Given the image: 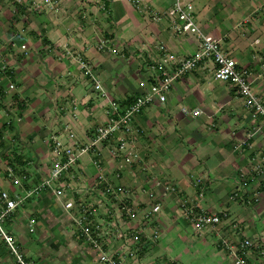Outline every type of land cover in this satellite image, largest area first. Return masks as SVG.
<instances>
[{"label": "crops", "instance_id": "1", "mask_svg": "<svg viewBox=\"0 0 264 264\" xmlns=\"http://www.w3.org/2000/svg\"><path fill=\"white\" fill-rule=\"evenodd\" d=\"M39 1L0 0V192L20 199L4 227L23 260L102 264L97 250L78 236L75 211H67L63 202L101 200L98 215L106 221L114 215L108 200L103 203L96 191L85 193L92 186L101 190L105 182L131 187L138 217L134 222L122 217L119 234L103 230L110 252L124 254L128 246L122 232L128 227H143L147 236L158 232L154 241L142 238L137 256H124L125 264H233L221 238L264 244V125L243 107L232 84L213 78L210 60L175 80L165 102L142 107L132 122L134 142L150 172L146 179L139 173L143 163L117 169L112 138L99 144V155L81 156L75 180L64 175L36 189L54 157L53 138L66 146L86 145L94 128L106 121L109 100L123 108L155 81L152 66L160 46L178 57L198 47L192 34H178L167 18L153 17L173 0H152L147 6L131 0H57L51 10L37 6ZM184 1L191 2L196 22L238 65L259 72L252 57L264 48V0ZM78 59L88 64L106 96ZM253 88L264 96V76L256 77ZM20 175L25 177L14 183ZM151 175L173 182L179 193L164 197L156 218L146 221L141 186ZM197 176L205 181L199 205L220 216L201 234L193 232L178 206L180 197L192 202ZM58 184L66 189L60 197L52 191ZM248 258L263 260L257 250ZM0 264H19L1 237Z\"/></svg>", "mask_w": 264, "mask_h": 264}, {"label": "built area", "instance_id": "2", "mask_svg": "<svg viewBox=\"0 0 264 264\" xmlns=\"http://www.w3.org/2000/svg\"><path fill=\"white\" fill-rule=\"evenodd\" d=\"M19 2L20 0H15ZM136 4L147 6L152 0H131ZM57 0H40L36 3L37 6H42L45 9H53ZM102 8L105 7L103 3ZM153 17L157 20L161 17L167 18L176 33L192 34L197 41V49L190 55L178 57L175 54L166 51L160 46V57L153 64V71L157 74L156 79L151 83L143 94L137 96L134 101L121 108L116 102L109 100L110 104L105 109L106 121L97 125L91 136L90 142L86 145H63L62 141L53 138V153L54 157L50 164L45 177L38 183L36 189L46 186H52L55 181L68 176L70 180H75L76 169L80 158L83 154L91 152L97 155L100 154L99 144L107 139H114V144L110 148V154L114 158H118L117 169H130L133 164L143 163L142 155L140 154L134 139L136 129L132 128L134 121L141 108L152 104L155 101L165 102L168 91L175 80L181 78L187 72L194 70L200 63L210 60L213 64L212 76L219 81H225L235 87L236 93L241 99L243 107L248 110L252 118H260L264 125V96L258 95L253 88V82L257 76H264V48L259 52L253 53V60L259 65V72L254 74L247 67L238 65L237 61L230 56L222 47L219 39L211 34L206 33L196 22L193 14V5L189 1L173 0V2L165 8L161 13L154 14ZM256 44L259 39H255ZM103 42L100 46L103 47ZM25 49V45H21ZM123 55V54H122ZM79 61V66L88 74L94 84L95 89L101 91L103 96L106 92L102 89L100 82L93 75L88 64L84 61ZM4 65H2L3 67ZM12 88L13 85L10 84ZM121 108V110H120ZM195 110L192 114H198ZM252 133L247 134L250 137ZM264 162V160H263ZM96 167H99V160L94 162ZM141 168L140 176L146 179L150 174L148 166L144 163L139 165ZM258 168V166H257ZM264 168V163L262 165ZM258 170H261L259 166ZM20 175L13 178L14 183H18L24 178ZM99 181L104 183L105 176L103 173L98 175ZM194 185L197 187V193L192 202H189L184 197L178 199V206L182 211L183 218L188 222L193 232L201 234L210 227L215 226L220 222V216L214 211L205 209L199 205L205 193V181L197 176L192 178ZM149 183L141 186L142 192L145 193L147 201L145 203L144 218L146 221L153 220L161 210V200L169 194L177 195L179 193L177 186L170 181L161 179L158 176L151 175L147 179ZM145 184V183H143ZM76 188V187H75ZM80 188V187H77ZM91 189V190H90ZM157 190V191H155ZM53 193L60 197L66 193L64 185H56L52 189ZM96 191L99 196L105 198L103 203L108 200L107 210H111L114 215L111 218L103 221L99 214L101 200L91 201L90 197L84 201H74L67 199L63 202L64 208L75 211L73 216V224L80 236L85 242L93 246L98 252V261L102 264H125L122 260L125 257H136L140 250V241L142 238L154 241L158 238V232L153 231L148 236L144 234V228L128 227L122 232L123 240L128 248L123 255L110 252L108 247V239L106 238L108 230H115L119 234L122 217L128 221L134 222L138 219L137 207L131 193V187L114 186L111 182H105L101 190L92 186L85 189L86 192ZM100 199V198H99ZM90 200V201H89ZM0 201L4 207L0 209V237L5 242L6 246L14 254L15 259L19 264H27L21 254L18 252L16 243L11 234L4 227L5 217L12 212L20 203V199L11 198L6 191L0 192ZM33 222V219L30 220ZM107 226V227H106ZM119 227V229H118ZM32 230V228H30ZM106 233L104 234V231ZM105 240V241H104ZM131 244V246H130ZM220 244L225 249L232 259L233 264H264V244L260 239L242 238L239 241L229 242L224 238L220 239ZM252 250H257V255L263 258L262 261L254 262L248 258ZM123 257V258H122Z\"/></svg>", "mask_w": 264, "mask_h": 264}]
</instances>
